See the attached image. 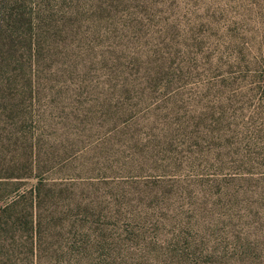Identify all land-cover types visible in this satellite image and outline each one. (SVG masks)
Segmentation results:
<instances>
[{"label": "rangeland", "instance_id": "rangeland-1", "mask_svg": "<svg viewBox=\"0 0 264 264\" xmlns=\"http://www.w3.org/2000/svg\"><path fill=\"white\" fill-rule=\"evenodd\" d=\"M15 199L0 264H264V0H0Z\"/></svg>", "mask_w": 264, "mask_h": 264}, {"label": "trees", "instance_id": "trees-1", "mask_svg": "<svg viewBox=\"0 0 264 264\" xmlns=\"http://www.w3.org/2000/svg\"><path fill=\"white\" fill-rule=\"evenodd\" d=\"M16 7L17 6L15 5V3H13L11 5L10 9L5 12V19L7 21L12 22L11 20L14 16ZM26 172L27 171H23L22 173H26ZM19 176H22V175H19ZM36 183L37 184L35 185V190L37 192L35 193V199L37 201L38 206L40 207V204H41L40 192H41L42 180H38ZM17 203H18L17 199H15L13 201L4 202V204L2 206H0V218H1L2 214H4V213H9L10 216H13L14 212L18 211L19 205ZM24 209L26 211H29V208H27V207H24ZM11 221L16 223L14 220H11ZM31 228H32V231H33V229L36 228L35 225L33 224V221H32ZM32 245H33V242H32ZM38 256L39 257L41 256L40 252H38Z\"/></svg>", "mask_w": 264, "mask_h": 264}]
</instances>
